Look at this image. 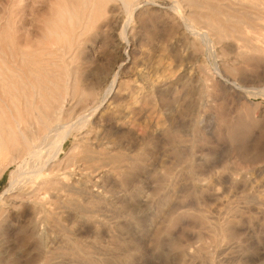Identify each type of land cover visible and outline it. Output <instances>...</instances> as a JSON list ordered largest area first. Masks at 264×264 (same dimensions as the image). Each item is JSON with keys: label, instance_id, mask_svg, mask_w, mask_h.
I'll return each mask as SVG.
<instances>
[{"label": "rangeland", "instance_id": "374dc122", "mask_svg": "<svg viewBox=\"0 0 264 264\" xmlns=\"http://www.w3.org/2000/svg\"><path fill=\"white\" fill-rule=\"evenodd\" d=\"M94 1L0 0V72L18 52L35 73L37 96L28 112L41 110L45 124L51 122V108L56 105L63 108L57 123L74 122L81 112L85 116L63 157L75 147L80 150L93 132L111 134L116 152L131 160L132 173L124 178L130 196L115 198V185L108 183L111 192L106 199H80L72 213L60 212L58 227L50 226L36 222L37 215L29 208L36 202L51 207V175L45 172L14 185L17 164L9 165L0 175V264H32L40 236L43 245H61L64 235L71 239L68 248L55 249L53 256L70 253L77 259L78 255L80 262L74 264L84 262L81 249L91 251L95 259L91 264H264V91L251 94L233 85L263 90L264 63L241 62L233 44L235 33L220 38L208 24L230 23L232 18L256 23L264 32V0H196L199 5L193 7L185 0H134L136 9L125 39L117 27L127 17L122 0ZM77 22L84 23L85 34L76 38L69 59L57 49L68 43L66 35ZM25 37L35 45H23ZM236 38L246 44L240 35ZM141 49L152 55L147 62L151 75L162 65L166 75L177 74L180 80L174 92H157L143 100L131 121L112 131L106 115L110 106L126 102L125 93L140 83L136 73L142 67ZM68 59L74 69L70 78L63 68ZM187 68L192 79L182 76ZM17 76L21 81L20 73ZM185 96L188 109L173 111L174 100ZM195 113L198 123L193 125L188 119ZM167 116L173 129L164 137L150 122ZM176 131L186 146L171 145ZM194 172L208 191L196 192L187 184ZM241 174L246 179L235 182ZM140 196L151 202L139 204Z\"/></svg>", "mask_w": 264, "mask_h": 264}, {"label": "bare ground", "instance_id": "6f19581e", "mask_svg": "<svg viewBox=\"0 0 264 264\" xmlns=\"http://www.w3.org/2000/svg\"><path fill=\"white\" fill-rule=\"evenodd\" d=\"M136 1L138 2L139 0H135V3H136ZM185 1L188 3L189 6L193 7L195 5L198 6L199 5L198 2L200 0L198 2L196 0H185ZM96 2H98V0ZM121 2L124 4L123 8L127 12V17L125 18L124 23H118L117 27L121 28V35L123 36V39H125V38H127L126 37V35L128 33L127 31L129 30V28L131 26L130 23L132 21L133 14H134L135 9H136V5L134 3V0H122ZM173 4H175L176 6H179L178 2L174 1ZM202 4L204 5V3H202ZM203 5H200V7H199L200 10H201V7ZM208 5H204V6L208 7ZM223 5H226V3L225 4L223 3ZM244 6H245V4H244ZM123 8H122V10H123ZM85 10H86V8H85ZM88 10H89V8H88ZM95 10H96V8H95ZM73 13L75 14V12H73ZM74 14H72V15L74 16ZM230 14H232V13H230ZM200 17H202V15H200ZM229 21H230V23H208V24L213 26L212 29H213L214 33L217 35V37L222 38V37L226 36L228 34V32H229V34L234 36V33H235V38H234L235 40H233V44H234L235 50L237 51V55H239V57H240L239 59L241 62L245 61L246 59H250V60H253L258 65L264 63V40H263L264 39V32L262 30H259L256 28V23H239V22H241V20L233 21L232 18H230ZM69 22H71V21H69ZM66 24H64V25H66ZM83 25H84V23H78V26L77 25L73 26L72 27L73 29L71 28L72 30L70 31V33L68 35H66V37L67 36L69 37L68 41H67L68 43L65 46L59 47L57 49L58 51H62L61 54L63 56H67L69 59L73 56V54L76 50V46H77L76 45L77 44L76 38L80 37L82 34H85L84 28L86 26L83 27ZM207 31L204 33L209 32V31L208 32ZM51 34H50L49 38H51ZM236 34L240 35V37L242 39H244V41L246 43L245 45H241L239 43L240 41L236 38ZM128 35L131 36V34H128ZM57 38H59V35ZM22 40L23 39H21L20 41H22ZM124 41H126V40H124ZM21 43L23 45H26V46H34L35 45L34 44L35 42H33L30 37H29V39L27 37ZM129 43H130V41H128V44ZM140 51H141V56H142V57H140L141 58L140 62H142V64H141L142 67H139L138 73H136V74H138V77H139V78L138 77L137 78L141 80L140 83L138 85H136L131 91H128L127 93H125V95H126L125 101L126 102H124L123 104H119V105H116V104L112 105V107L110 106L109 112L106 115V118L108 120L107 122L110 123L112 131L114 129H118L119 126H121L125 122L127 124V121H129L131 119V117H133L138 112V110H140L139 105L143 100L152 99L157 92L162 93V95L167 94V93L170 94V93L174 92L176 90L175 85L178 84V82L180 80V77L177 74H175V75H177L178 77L175 76L173 73L166 75L164 73L166 66L164 67L162 65L156 67V70L153 71L154 75H155V78H154L153 77L154 75H151V73H152L151 67L149 69L148 64H147V62H149L152 59L151 53L148 52L146 49H141ZM5 55H6V53H5ZM11 55L14 58V60H12V62H11L12 64L10 66L7 65L8 70L6 69L4 73L0 72V175L3 172H5V170L8 168V166L11 164H17V166H16L17 171H18L17 175L15 173H12V175L15 176L12 180V181H14L13 182L14 185H16L15 183L19 184L20 183L19 181H21V183H22L23 181H27V180L32 179V178L33 179L38 178L39 176L45 174V172H48L47 174L51 175V177H52L51 182L53 185L51 186V190H48V195H49V199H50L49 201H50L51 207H48L44 203H41V202L37 203L36 202L35 204L32 205V207L29 208L30 212L37 215L38 219L36 220V222H38V221L39 222H47V224H49L50 226L58 227L60 224L59 217H58L60 212L72 213V210L75 209L73 207V205H77L80 199H84L87 197H89V198L93 197V198H96L97 200L106 199L107 198L106 194L108 192L109 193L111 192V190H109L107 188L108 183H113L115 185L114 187L116 190H114V191H116V193L113 194L115 198L130 196L129 192L124 188V186H125L124 178H127L132 173L131 160L128 156H123V155L119 154L118 152H116L117 144L111 138V134L109 135L106 133H95V132H93L90 136H86L88 140L86 141L85 145L80 150L77 149V147H75L73 150L71 149L72 151L70 153L68 152L69 154L66 157L65 156L63 157L64 153L66 152L67 145L69 144V142L71 141V138L73 136L74 129L83 126V123H85V120H84L85 116H83V114H81L82 113L81 112V113H78L79 115H76L77 116V117H75L76 121H74V122H68V120L66 119L67 122L65 121L62 123L60 121L61 123L60 122L57 123V120H60L62 118L63 108L61 105H56V106H53L51 108V113H50L51 122L48 121L49 119H47V121L50 123L45 124V123H47L46 119H45V122L42 123V121H44V120H42V121L40 120L41 110H39L38 112L35 111V110H37L35 108L36 106L35 107L32 106L35 108V110H34L35 112L34 111L28 112L29 111L28 106L33 103V100L36 99V96H37L36 95V92H37L36 91V87H37L36 86V80L34 79L35 73H34V70L32 68H28L26 66V64H24V62L18 58V56H19L18 52H14ZM11 55L9 54V56H11ZM233 56H235V55H233ZM6 57L7 56H5L3 58L5 64H7V58ZM71 59H73V58H71ZM66 60H67V58H66ZM159 60H161V59H159ZM233 60H235V59H233ZM9 61H11V60H9ZM36 61H38V60H36ZM69 61H68V63L66 61H64L65 63L63 66V68L66 72V76H68V78H70V76L73 75V71H74V69L72 67V62L71 61L69 62ZM170 64H171V62H170ZM156 65H157V63H156ZM38 68H40V67H38ZM19 70L22 72V74H21V72H19ZM161 70H162V72L159 75V72ZM19 73L22 77L21 81H19L17 79V77H18L17 74H19ZM182 76H184V78L186 77L187 79L193 78L192 72L188 68L183 69ZM26 81H28V82H26ZM190 81L191 80H189V82ZM22 82H23V84H22ZM67 82L71 86L72 80L70 81V79H68ZM41 85H42V83H41ZM233 85H234L235 89H237L241 92L263 93V91H264V87H263V90L261 88H260L261 89L260 90V89L254 88V87L245 88L236 82H234ZM72 86H73V84H72ZM47 88L49 89L50 87H47ZM56 90H58V88H56ZM85 91H86V89L83 88L81 94L82 95L85 94ZM70 96H71V94H70ZM51 97H53V96H51ZM71 100H72V98H71ZM73 102H75V99ZM36 103H37V101H36ZM162 104H164V103H162ZM50 105H51V103H50ZM54 105H55V103H54ZM82 105H78V106H82ZM94 106H97V104H94L93 107ZM98 106H100V105H98ZM189 106H190V101H188L187 96H185V98H183L182 101L180 100V98L175 99L174 104H173V108L172 107L171 108L173 111L175 110L176 112L179 113L180 111H182L183 109H186ZM84 108L85 107L82 106V109H84ZM90 108H92V107H90ZM82 109H81V111H82ZM87 109L89 110V108H87ZM157 109H158V107H157ZM70 110H68V111L70 112ZM74 110H76V108H74ZM84 112H86V111H84ZM29 113H31V115ZM71 113H72V111H71ZM47 118H48V115H47ZM68 118H70V117H68ZM70 120H72V119H70ZM188 120L191 123H193V125H195L198 123V115L196 113L192 114ZM53 122L56 123L54 126H52ZM146 123H147V121H146ZM150 123L152 124V126H155V128H157V131L161 132L164 137L171 136L173 127L171 124L172 118H170V116H167L166 118H162V120L157 121L156 123H153L152 121ZM144 124H145V122H144ZM170 143L175 148L176 147L179 148L180 146H183V147L186 146V140L183 138V135H181V133L178 131H176L175 134L173 135V137L170 139ZM183 150H185V149H183ZM8 155H10V156L8 157ZM6 157H7V159H5ZM61 157H63V158H61ZM192 166L194 167L193 163H192ZM253 170H257V169H253ZM245 179H246V176L241 174V177L235 179V182H238V181L242 182ZM186 182L196 192L204 193V192L209 190V188L204 183L201 182V179H197L196 172H194V174H191L190 179ZM48 189H50V188H48ZM117 189L118 190L120 189V190L118 191ZM137 201L139 202V204H145V205H147L151 202V200H149V198L147 196H144V197L140 196ZM0 210H1V208H0ZM169 212H171L170 209H169ZM70 240L71 239L68 235H64V236H62V239H60V241H59V242H61V245H57L58 243H53V244L50 243L51 245H43L41 243V236H40L38 243L36 242L35 246H34V249H36L35 250L36 255L34 257L32 264H58L60 262H64L66 264H74L76 262H80L78 260L79 256L77 255V259H76L75 254L65 253V254H62V255L57 256V257L53 256L55 249H57V248H68ZM26 243L29 244V242H27V241H26ZM81 251L82 252L80 253V255L82 256V259L84 260V262H82L83 264H91V261L95 260L90 250H82L81 249Z\"/></svg>", "mask_w": 264, "mask_h": 264}]
</instances>
